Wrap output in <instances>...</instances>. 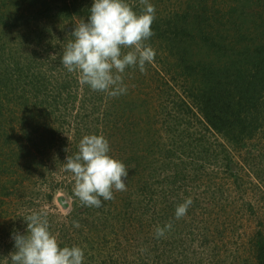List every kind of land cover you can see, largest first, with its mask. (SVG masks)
<instances>
[{
  "label": "rangeland",
  "instance_id": "rangeland-1",
  "mask_svg": "<svg viewBox=\"0 0 264 264\" xmlns=\"http://www.w3.org/2000/svg\"><path fill=\"white\" fill-rule=\"evenodd\" d=\"M233 1L239 2V7L224 6L225 2ZM127 2L138 13L145 6L143 0H127ZM153 2L156 10L158 8L157 12L170 13V16H173L174 12H190L194 9L202 13V8L190 9V5H204L202 0H153ZM78 3L85 8L86 5L90 8L92 0H78ZM208 3L210 4L209 0ZM255 4L256 0H216L213 5L216 8L220 7L223 14L210 13L208 31L214 37V41L231 43L235 39L238 40L241 37L239 30L245 28L247 20L249 24L253 22L254 16L250 17V14L256 10ZM46 5L48 8L49 5L55 6L49 0ZM47 13L49 16L53 14L42 5L26 4L24 0H0V248L3 252L8 250L4 256L3 252L0 253L2 256L0 264H11L10 253L14 251L12 233L16 231L23 233L26 229L24 217L33 212L47 213L50 231L57 239L67 242L74 238L73 230L69 231L72 210L77 209L82 212L91 211L92 208L84 206L73 195V176L65 171V165L67 157H72L78 151L80 140L90 134L103 135L109 141L110 155L124 162V165L129 163L128 168H133L128 170L129 174L133 172L139 178L144 175V171L147 175L154 176V183L158 185L155 183L154 187L158 191L173 184L177 164H179L177 169L183 170V173L176 178V185L181 187L178 195L176 193L174 195L178 203L175 200L172 203L171 200L166 199L165 206L159 205L160 210L156 209L157 211L153 209L154 200L152 202L146 198L143 203L139 201L134 204V210H129L131 214L124 218L121 213L125 209L123 205L125 206L128 202L126 201L128 194L136 192L135 187L131 186L128 192H114L110 202H114L113 208L115 205L118 207V210L113 209V211L117 221L114 223L115 230L119 233L108 236L99 231V236L105 241L98 247L101 253L98 260L101 257L107 259L110 256V258H116L117 263L122 264H256L248 239L258 227L261 228L264 237V129L241 150V161L236 168L255 170L257 178L253 175L248 178L245 170H242L244 176L239 181L242 187L240 189L223 184L227 181L228 175L221 152L234 149V144L227 141L221 133L213 129L209 130L196 110L181 113V108L174 110L172 106L163 105L159 117H154L153 115L157 113L153 107H150L149 110H143L142 116L145 117V121L136 125L137 127L133 126V132L130 134L125 129L121 130L119 125L111 126L112 124L107 123L106 127L98 128L103 126L104 113L93 106L106 108L110 106L108 103L112 100L108 95L102 103L95 97L97 91L90 89L89 92H85L84 84L68 82L73 78V74L58 67V56L50 52L49 47L55 44L65 48L72 36L66 31L70 38L60 41L61 30H65V23L62 24L56 17L50 16L52 18L49 19ZM184 17L180 18L188 23L189 19H192L191 15ZM76 18L72 30L75 24L83 20L86 22L88 16H76ZM196 31L198 30L194 32ZM39 37L45 39L38 40ZM37 41H40L41 45H38L34 55L33 48ZM32 56L38 58L31 60ZM222 59L225 60V57L223 56ZM30 64L40 75L39 79L35 80L36 87L33 90L30 83L34 78L31 77V72L29 75L26 71ZM147 67H149L148 64ZM33 74L32 76L35 77V73ZM146 80L147 76L138 75L124 79L128 97L133 98L140 96L142 91L146 92L148 88ZM63 84L72 86V96L62 101L59 108L52 109L53 105L50 107V118L54 120L52 127L58 131V135L56 139L49 142L47 134H42L37 125L44 118L43 114L48 117L43 102L47 98L52 99L51 96L60 91ZM27 106L32 108L25 114L31 120V127L27 131L31 132L32 141L29 143L12 141L7 144L3 136L6 132L16 134L20 131L17 133L19 136L26 135L19 129L17 118L19 114L21 115L22 109L29 108ZM31 112L34 117H31ZM155 124L166 129L157 132L150 126ZM10 126L14 128L11 130ZM169 130L172 135L179 134L183 130L186 133L182 136L184 141L178 140L171 144L168 139L170 138ZM131 140L132 146L138 142L140 147L145 146V150L141 151V158L134 157L128 151L132 148L128 146ZM197 141L203 147L194 149L193 144ZM160 143L162 148L166 149L160 151ZM181 147L184 148L185 153L182 152ZM21 149L25 150L21 151ZM215 151L220 153L218 165L209 161V153H215ZM247 155L250 157V166H248ZM212 168H219V175H216L217 170L210 174L208 169ZM17 176L20 178H16ZM125 182L127 190L130 186L127 183L131 184V176L127 177ZM213 185L218 187V190H224L222 197L224 202L225 198H228L229 202H234L231 207L216 211L212 209L213 205L208 206L206 201L212 196L209 188ZM229 188L231 191L226 192ZM137 198L140 200L139 195ZM188 198H191L194 203L192 202L183 217L177 219L176 207ZM242 200L251 202V209L243 208ZM75 201L78 202L77 208L74 205ZM163 207L164 209L161 210ZM99 215L106 218L107 214L101 212ZM226 217L230 221L228 224L224 222ZM133 224L138 229V225L141 224L147 235H142L136 230H129ZM168 224L171 228L165 230L164 254L160 258L159 252L154 257L149 243L155 240L153 238L156 228ZM68 243L77 246L80 244L78 241H72L63 245ZM235 253L240 256L236 257ZM87 262L85 257L84 264H88ZM93 264H97V261Z\"/></svg>",
  "mask_w": 264,
  "mask_h": 264
},
{
  "label": "trees",
  "instance_id": "trees-1",
  "mask_svg": "<svg viewBox=\"0 0 264 264\" xmlns=\"http://www.w3.org/2000/svg\"><path fill=\"white\" fill-rule=\"evenodd\" d=\"M202 1L204 5H190V9L202 8V13H198L194 9L190 12H174V14H172L173 16H170V13L165 14L163 12H157V8L156 18L151 25L154 35L146 41L151 47H157L154 49L155 57L153 62L148 64L149 67H147V64L145 65L144 72H141L138 67L126 68L123 73L124 76H122L123 80L128 79L132 75H138L141 77L147 76L146 81L148 88L145 90L146 92L142 91L140 96L133 98L128 97L127 93L116 97L109 96L112 100L111 103H108L110 106L106 108H98L94 105L93 107L97 108L99 112L103 111L104 113L102 119L104 121L102 124L103 126L98 128L106 127L107 123L109 125L112 124L111 126L119 125L121 130L125 129L129 134L133 132V126L138 125L145 119V117L142 116L143 110H149L150 107H153L155 113H157L153 115L154 117H159V112L163 105H168L169 107L172 106L174 110H180L181 108V113L187 111L193 112V110H196L205 121L209 130L213 129L214 131L221 133L227 141L234 144V149L229 151L223 150V152H221L223 155L225 171H227L228 175L227 181L223 184L241 189L242 187L239 181L240 178H243L244 176L242 170H245L248 178L252 175L257 178L255 170L247 168L242 169V167L241 169L236 168L241 161V150L247 147L251 143L250 141L264 129V0H256L254 6L256 10L253 11V14H250V17L254 16L252 24H249V21L247 20L245 28L239 30V33L241 31V37L238 38V40L235 39L233 42L231 41V43L229 41L226 43L220 40L214 41V37L208 31V26L210 24L209 18L211 17L210 13L220 12L223 14V11L220 7L216 8L213 5L216 3V0H209L210 4L213 2L212 5L208 3V0ZM24 2H26V4H38L44 6V9H49L53 12L50 16L53 18L56 17L62 24L65 23V30H61L62 38L60 41L65 38H70L69 35H71L72 26L77 19L76 16L86 17L89 15L90 9L87 5L86 8L85 6L83 7L78 3V0H49V2L55 4V6L49 5V8L46 5L48 0H24ZM148 2L155 6L153 0H149ZM227 5L229 7H239V2H225L224 6ZM244 13L247 12L244 11ZM190 15L192 19H189V23L186 20L181 19L185 18L184 16L188 17ZM50 16L47 13L49 19L52 18H50ZM244 20L246 21V19ZM195 30L198 31L194 32ZM194 33H198L199 35ZM40 38L42 37H39L38 40ZM42 39L45 38L43 37ZM32 40H34V38ZM38 45H41L40 41H37L33 48V54L37 51ZM51 45L52 46L49 47L51 50L49 51L54 52L58 56V67L67 70L61 64L60 59L63 55L64 48L55 44ZM128 50L130 49H125L124 51L126 52ZM223 56L225 57V60L222 59ZM28 58L31 59V57ZM37 58L38 57L36 56H32L31 60ZM52 61L55 62L54 60ZM26 71L29 75H31L30 72L32 75L35 73V77L31 75L34 80L30 83L32 86L31 89L33 90V88L36 87L35 80L37 81V79H39V72L34 71L31 64L26 68ZM59 72L66 73L64 71ZM69 74H73V78L69 81L67 80L68 82L75 81L77 84L81 83L76 72ZM62 86L60 91L51 96L52 99L47 98V100L43 102L48 117L43 114L44 118L40 122L37 121V128L41 130L42 134H47V140L49 142L50 140L56 139L58 135V131L54 130L52 127L54 120L50 118V107L53 105L52 109L53 107L59 108L58 106L61 105L62 101L69 99L70 96H72V86L70 87L67 84H63ZM74 86L75 85H73V87ZM84 89L85 92L90 91V88L87 85H85ZM39 92L40 89L38 93ZM107 96L108 94L106 92H97V95H95V97L102 103ZM31 109L32 108L30 107L25 108V110L22 109L21 115L19 114L17 118L19 129L23 130L26 135L19 136L17 133L20 131L16 134L6 132L3 136L6 138L7 144L12 141H15L16 143H29L32 141L31 132L27 131L28 128L31 127V120L25 115L27 114L26 112ZM42 111L43 113L45 112L44 108ZM140 111H142L141 115H139ZM30 115H32L31 117H34L32 112ZM78 122L80 121L78 120ZM157 125L158 124L150 126H152V128L154 127V130H157V132L166 129V127H159ZM10 128L12 130L14 127L10 126ZM168 132L170 133V138L168 139L171 144L174 141L178 142V140L179 142L184 141L182 136L185 132L183 130L176 135H172L170 130ZM161 138L162 137H160V139ZM128 146L132 148L130 150L126 148V150L130 151L134 157H142L141 151L145 150V146L140 147L139 142L132 146V140L129 142ZM193 146L194 149L197 147H203L199 141L194 142ZM159 149L162 151L166 148H162L160 143ZM181 149L182 152L185 153L184 148L181 147ZM24 150L25 149H21V151ZM219 154L220 153L217 151H215V153H209V161L213 162L214 165H218ZM251 155L253 157V153H251ZM246 158L248 166H250V157L247 155ZM127 165L130 166L129 163H127L125 165L126 168H128ZM175 168V181L173 184L171 183L168 187H165L162 191H158L156 187H154L156 183H154V176L147 175L144 171V175L139 178L136 177V174L133 172L130 174L128 173L127 177L131 176V184L128 182L127 185L130 186L124 191H130L129 189L134 185L136 192L129 193L126 198V201L128 202L125 206L123 205V208L125 209L122 208L123 211H121L124 218L131 214L129 213V210H134V204H137V202L139 203V201L143 203L146 198L150 201L154 200L155 206L153 209L155 211L160 210L159 205L165 206L166 199H169L174 203L175 193L178 195V191L181 190V187L176 185V178L183 173V170L177 169L179 168V164H177ZM131 169L133 168H128V170ZM208 170L210 171V174L212 171L217 170V174H215L219 175V168ZM240 174H242V176ZM16 178L20 177L17 176ZM21 181L23 180L21 179ZM217 188L214 185L209 188L212 196L206 201V203L208 206L213 205V210H226L227 207H231L234 202H229L228 198H225L224 202L222 199L224 190H218ZM69 189L70 187L68 186V190ZM229 190L231 191V188L227 189L226 192ZM217 191H219V193ZM117 192L121 193L122 191ZM138 195L140 196V200L137 198ZM201 199L203 200V198ZM77 201L74 202L75 208L78 206ZM175 202L178 203L177 200H175ZM242 203L241 206L244 205L243 208H246L247 210L251 209V202L242 200ZM113 204L114 202L108 200L103 202V205L99 208L86 206L87 208H92L91 211L87 210L81 212L80 210L75 209L71 212L72 216L69 231L73 230L74 238L67 242L78 241L80 243L79 246L84 250L88 264H93L94 261H97V264H122L121 262L117 263L118 260L116 258H110V256L107 259L101 257V259L98 260L101 256L98 247L105 241L99 236V231L108 236L119 233L115 230L114 223L117 221L115 220L116 216L113 211V209L115 211L118 210V207L115 205L113 208ZM163 209L164 207L161 210ZM101 212L107 214L106 218H102L99 215ZM224 222L228 224L230 221L226 217ZM75 224H78L79 227H75ZM138 226L139 229L133 224L132 228L129 230H136L142 235H147L145 228L141 224ZM251 234L252 237L248 239V243L250 251L253 253L254 260H256L255 263L264 264V237L261 228L258 227ZM154 235L153 239L155 240H151L149 246L151 250L153 249L154 257L160 252L161 255L158 257L161 258L164 254V236L157 237L155 233ZM57 241L61 247L71 245L69 243L63 245L67 242L62 241L60 238H58ZM1 252L3 251L0 248V253ZM7 252L8 250L3 252L2 255L4 256ZM153 252L151 254H153ZM234 255L236 257L240 256L236 253ZM0 257L2 258V256ZM91 260H93V262H91Z\"/></svg>",
  "mask_w": 264,
  "mask_h": 264
},
{
  "label": "clouds",
  "instance_id": "clouds-1",
  "mask_svg": "<svg viewBox=\"0 0 264 264\" xmlns=\"http://www.w3.org/2000/svg\"><path fill=\"white\" fill-rule=\"evenodd\" d=\"M143 3L138 13L127 0H92L87 21L75 24L71 32L61 64L69 73L76 72L80 82L93 91L113 97L125 94L122 74L126 68L138 67L144 72L155 57V50L146 41L154 35L151 25L156 9L148 0ZM66 161L65 171L74 180L73 195L84 206L99 208L113 199L114 192L126 189L128 168L110 155L109 141L103 135H85L78 151ZM192 202L188 198L176 207L177 219L186 214ZM24 220L25 231L11 236V264H84L85 253L80 246H60L50 231L46 212H33ZM170 228V224L158 226L155 234L163 237Z\"/></svg>",
  "mask_w": 264,
  "mask_h": 264
}]
</instances>
